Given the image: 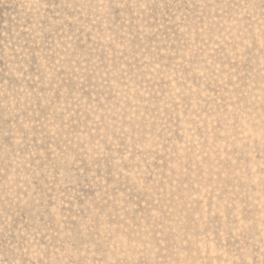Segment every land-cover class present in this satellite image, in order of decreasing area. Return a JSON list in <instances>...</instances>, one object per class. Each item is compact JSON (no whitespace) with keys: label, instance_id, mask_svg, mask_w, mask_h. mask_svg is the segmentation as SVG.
Returning a JSON list of instances; mask_svg holds the SVG:
<instances>
[{"label":"rangeland","instance_id":"rangeland-1","mask_svg":"<svg viewBox=\"0 0 264 264\" xmlns=\"http://www.w3.org/2000/svg\"><path fill=\"white\" fill-rule=\"evenodd\" d=\"M0 264H264V0H0Z\"/></svg>","mask_w":264,"mask_h":264}]
</instances>
